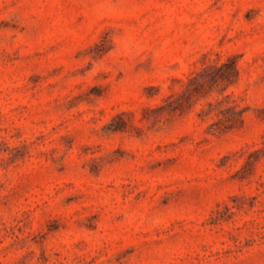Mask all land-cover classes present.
<instances>
[{"label":"rangeland","instance_id":"1","mask_svg":"<svg viewBox=\"0 0 264 264\" xmlns=\"http://www.w3.org/2000/svg\"><path fill=\"white\" fill-rule=\"evenodd\" d=\"M0 264H264V0H0Z\"/></svg>","mask_w":264,"mask_h":264},{"label":"trees","instance_id":"2","mask_svg":"<svg viewBox=\"0 0 264 264\" xmlns=\"http://www.w3.org/2000/svg\"><path fill=\"white\" fill-rule=\"evenodd\" d=\"M226 64H222L220 66L211 65L203 68L200 72L196 74V76L190 78V81H194L197 77L201 78H210L213 82L217 81H226L230 82L227 75L224 73H219ZM174 98L172 96H168L165 100V105L159 107L162 110H168L170 112L178 109L179 105H173ZM210 110L216 111L218 116V120L215 121L211 127H216L219 130H230L232 128L237 127L243 121V110L238 109L236 105H225L223 106L221 102H217L216 105H209Z\"/></svg>","mask_w":264,"mask_h":264}]
</instances>
